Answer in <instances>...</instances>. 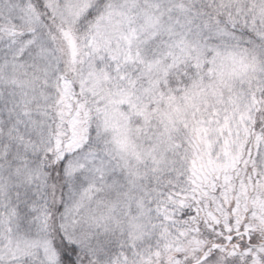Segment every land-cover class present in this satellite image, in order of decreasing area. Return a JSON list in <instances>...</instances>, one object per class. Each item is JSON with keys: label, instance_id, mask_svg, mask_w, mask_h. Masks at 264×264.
<instances>
[{"label": "snow or ice", "instance_id": "obj_1", "mask_svg": "<svg viewBox=\"0 0 264 264\" xmlns=\"http://www.w3.org/2000/svg\"><path fill=\"white\" fill-rule=\"evenodd\" d=\"M0 264H264V0H0Z\"/></svg>", "mask_w": 264, "mask_h": 264}]
</instances>
